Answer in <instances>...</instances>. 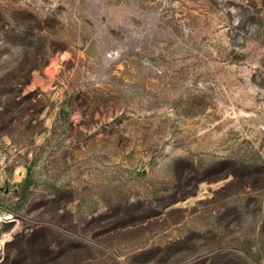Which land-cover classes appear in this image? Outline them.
I'll list each match as a JSON object with an SVG mask.
<instances>
[{"label": "rangeland", "instance_id": "374dc122", "mask_svg": "<svg viewBox=\"0 0 264 264\" xmlns=\"http://www.w3.org/2000/svg\"><path fill=\"white\" fill-rule=\"evenodd\" d=\"M263 3L0 0V264H264Z\"/></svg>", "mask_w": 264, "mask_h": 264}, {"label": "built area", "instance_id": "2783aa9c", "mask_svg": "<svg viewBox=\"0 0 264 264\" xmlns=\"http://www.w3.org/2000/svg\"><path fill=\"white\" fill-rule=\"evenodd\" d=\"M13 222H16L13 214H10L9 212H0V262L3 259L4 247L6 242L8 241V233L1 232V228L3 225H7Z\"/></svg>", "mask_w": 264, "mask_h": 264}, {"label": "trees", "instance_id": "16d2710c", "mask_svg": "<svg viewBox=\"0 0 264 264\" xmlns=\"http://www.w3.org/2000/svg\"><path fill=\"white\" fill-rule=\"evenodd\" d=\"M263 5H264V3H263ZM250 12V11H249ZM252 14V13H251Z\"/></svg>", "mask_w": 264, "mask_h": 264}]
</instances>
